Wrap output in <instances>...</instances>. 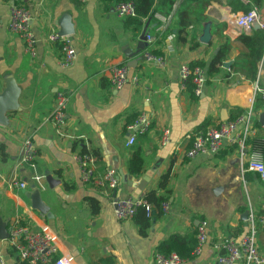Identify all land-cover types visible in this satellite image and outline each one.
<instances>
[{
  "label": "crops",
  "instance_id": "crops-1",
  "mask_svg": "<svg viewBox=\"0 0 264 264\" xmlns=\"http://www.w3.org/2000/svg\"><path fill=\"white\" fill-rule=\"evenodd\" d=\"M16 3L34 15L35 58L26 52L23 39L9 32L10 10ZM163 3L156 0V14L148 20V33L157 42L147 45L136 68H130L125 54L136 51L148 21L137 30L117 17L116 3L107 7L102 0H0V93L10 79L21 89L19 111L8 115V126L0 125V224H6L7 232L18 218L34 231L45 229L55 238L59 255L71 258L73 264H156L162 243L173 237L188 241L196 235L197 239L199 224L206 222L207 244L200 256L186 264H219L222 245L249 230L250 214L264 213V180L242 166L236 147L227 145L213 156H185L195 133L222 122L223 108L229 120L237 117L236 109L251 113L247 151L264 155L260 123L264 54L252 80V58L240 40L242 36L264 38V0H176L172 8ZM254 7L261 29L251 26L240 35L236 19ZM156 15L171 17L163 29ZM207 23L212 25L208 45L201 42ZM62 24L74 30L70 36L78 57L70 68L60 67L59 47L46 40L50 32H60ZM145 51L166 56V69L147 64L142 58ZM220 51L223 64L230 63V68L222 64L216 74H207L200 96H193L188 88L182 91L180 67L199 62L206 65L207 73ZM121 65L129 67L130 78L138 77L137 86L111 87L108 70ZM58 90L70 95L66 137L56 133L50 120ZM143 113L151 118L150 131L138 134L129 145L128 127ZM164 130L171 133L166 146L160 143ZM28 138L37 151L35 165L17 167ZM87 152L96 160L98 177L108 169L117 172L119 199L143 200L150 192L165 199L152 205L150 219L143 212L132 220L114 218L110 203L115 191L109 193L81 180L74 154ZM135 156L143 162L139 174L129 169ZM166 175L167 185L161 189ZM47 176L61 184L50 189ZM36 177L42 178L40 184ZM13 179L25 183L26 189L13 186ZM36 189L49 208L47 214L32 206ZM93 200L98 203L96 213ZM164 203L169 205L167 213ZM256 246L264 258V227L260 225ZM0 260L20 264L7 239L0 238Z\"/></svg>",
  "mask_w": 264,
  "mask_h": 264
},
{
  "label": "built area",
  "instance_id": "built-area-1",
  "mask_svg": "<svg viewBox=\"0 0 264 264\" xmlns=\"http://www.w3.org/2000/svg\"><path fill=\"white\" fill-rule=\"evenodd\" d=\"M84 3L85 0H80ZM115 13L118 18L127 20L136 16L135 7L132 2H118L115 4ZM11 20L9 23V32L23 39L26 52L35 58L37 55V41L31 29L34 21L32 12L24 6L11 7ZM163 29L170 21L171 17H162L156 15ZM258 18L257 8L240 14L236 19V26L240 35H244ZM2 30V21L0 20V35ZM46 40L48 43L59 47L61 54L60 67L70 68L74 65L78 53L72 36H64L57 31L50 32ZM157 42L154 34L146 35V45L150 46ZM143 60L158 69L165 70L167 59L164 55H156L145 51ZM130 69L127 65L112 66L108 70V80L114 90H120L128 83L138 85V77L129 76ZM179 78L181 90L185 91L189 84L193 86L195 96H200L208 81V76L204 68L196 65L183 64L179 69ZM264 99V92L261 93ZM70 103V95L65 90H58L56 93L55 106L51 113V123L60 137H66L65 129L67 125V109ZM151 118L143 113L137 120L128 127L131 134L129 145H133L138 134L144 135L150 131ZM251 132V113L238 115L234 120L222 121L217 125H210L192 137V145L185 152L188 159H193L199 155H217L224 147L233 146L239 154L242 166L247 170L259 174L264 180V155L258 150L247 151V139ZM160 143L166 146L171 143V133L164 130ZM37 158V151L31 138L25 140L18 166L28 165L34 167ZM74 160L78 164L81 174V180L85 184H93L99 189L109 193L116 191L120 181L117 172L114 169H108L102 176L96 174V160L93 155L87 153L74 154ZM246 162V163H245ZM35 182L40 184L41 177L34 178ZM13 186L19 189H26L25 183H18L13 179ZM111 208L114 218L121 222L132 220L139 209H144L146 216L151 218L154 207L144 202L142 199H111ZM169 205L163 204V212L167 213ZM250 224L249 230L242 234L239 239L227 240L222 245L223 255L218 257L219 264H235L242 261L244 264H264V258L259 254L256 240L258 226L264 227V213L256 217L250 214L248 217ZM208 241V225L206 222L199 224L197 229V245L193 251V256H200L204 246ZM8 245L15 251L20 264H73L71 258L59 255L55 238L47 230L34 231L30 224L22 219H15L9 225ZM156 264H186L187 260L181 259L177 254L170 255L157 254L155 256ZM0 264H4L0 260Z\"/></svg>",
  "mask_w": 264,
  "mask_h": 264
},
{
  "label": "trees",
  "instance_id": "trees-1",
  "mask_svg": "<svg viewBox=\"0 0 264 264\" xmlns=\"http://www.w3.org/2000/svg\"><path fill=\"white\" fill-rule=\"evenodd\" d=\"M105 6H109L118 2H132L135 7L136 16L134 18L127 19L128 23L133 25L137 30L141 28L143 25V21H148L149 19L154 18L155 11V2L156 0H102ZM176 0H164L163 5H168L171 8L174 6ZM19 6L20 4H15ZM248 12V11H247ZM183 17V16H182ZM183 26H186L184 23ZM260 34V33H258ZM242 43L247 47L250 52V56L252 58V63L250 65V73L251 79L254 80L257 73V65L262 60L264 54V38L258 36L257 38H250L247 36H242L240 38ZM223 51H220L213 59V61L208 65L207 74L212 75L216 74L219 71V68L222 66L224 62ZM200 66L202 68H206V65L203 63H194L191 66ZM188 89L194 96L193 86L189 84ZM244 110L236 109L235 113L238 115L244 114ZM143 168V162L137 156H135L130 163V172L132 174H139ZM168 175L164 176L161 181V189H164L167 185ZM164 198H158L155 192H150L143 197V201L149 203L151 205H159L163 202ZM91 206L93 208V212L96 213L98 211V203L97 201H91ZM143 212L146 215L144 209H139L135 215ZM147 217V216H146ZM148 218V217H147ZM150 219V218H149ZM197 239L196 235L192 236L188 241L180 240L176 237L171 238L170 240L162 243L158 248L159 254L170 255L172 253L177 254L181 259L191 260L194 258L193 251L196 248Z\"/></svg>",
  "mask_w": 264,
  "mask_h": 264
},
{
  "label": "water",
  "instance_id": "water-1",
  "mask_svg": "<svg viewBox=\"0 0 264 264\" xmlns=\"http://www.w3.org/2000/svg\"><path fill=\"white\" fill-rule=\"evenodd\" d=\"M150 21L147 22L145 25L141 36L139 37V43L137 45L136 51L132 52L129 51V53H126V58L128 59V66L130 68H136V65L141 60L140 57H138L145 49H146V35L148 34V28H149ZM252 27L254 30H260L261 26L258 22H254L252 24ZM211 23H207L204 27L203 36L201 37V42L203 44H210L211 42ZM74 30L71 25L62 24L61 25V31L59 34L64 36H70L73 35ZM230 63H224V68H230ZM21 94V89L18 87L14 80L10 79L5 81V87L0 93V125L2 126H8V115L11 113H15L19 111V97ZM221 120L228 121L229 118L227 116L226 108H223L221 112ZM260 123L264 126V113L260 115ZM46 183L48 184L50 189H54L55 187L59 186L61 184V181H55L52 176H47L45 179ZM145 183V182H144ZM139 189L142 191L143 188L140 186ZM115 198L118 200L120 197V190L117 189L115 191ZM137 200V199H136ZM32 206L34 209L40 211L43 214H47L49 212V208L42 202L41 194L36 189V191L32 195ZM0 238L2 240L8 238V232L6 228L5 223L0 224Z\"/></svg>",
  "mask_w": 264,
  "mask_h": 264
}]
</instances>
